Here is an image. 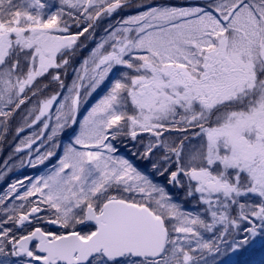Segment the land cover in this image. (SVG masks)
<instances>
[{
    "label": "snow or ice",
    "instance_id": "6c2138e0",
    "mask_svg": "<svg viewBox=\"0 0 264 264\" xmlns=\"http://www.w3.org/2000/svg\"><path fill=\"white\" fill-rule=\"evenodd\" d=\"M128 4L0 0L4 128L35 99L25 124L51 120L58 104L55 135L77 123L85 83L91 95L114 68L128 70L46 175L26 178L27 185L17 181L0 196V264H19L11 257L25 264H208L205 253H219L222 245L237 252L264 235V0L147 6L105 30L77 71L71 96L61 102L60 92L44 95L50 85L65 88L61 70L80 37ZM143 133L149 140L140 155L160 152L153 164L164 165L160 175L175 166L169 183L195 197L202 213L184 209L117 155L113 141L140 144ZM37 139L25 138L15 151L31 149ZM249 197L255 200L241 202ZM13 200L19 203H6ZM218 226L219 234L206 239Z\"/></svg>",
    "mask_w": 264,
    "mask_h": 264
},
{
    "label": "rangeland",
    "instance_id": "374dc122",
    "mask_svg": "<svg viewBox=\"0 0 264 264\" xmlns=\"http://www.w3.org/2000/svg\"><path fill=\"white\" fill-rule=\"evenodd\" d=\"M49 2L54 6L60 5V0H49ZM204 2V0H129V7L125 12L118 14V16H115V13L111 17H104L100 19L96 22L94 28H92L89 33L80 37L76 54L70 62L66 72L64 69L61 70V78L64 81L65 88L60 89L58 85L53 84L50 85L44 95H50L54 91L60 92L61 102H63L62 98L64 96H71L72 93H70L68 89L72 87L73 81L76 80V73L79 71L82 62L85 59H88L92 51L96 49L97 45L106 38L108 32L105 30L109 29L110 26H118V22L127 18V16L136 15L139 12L146 10L147 6L170 5L186 7L201 5ZM72 31H77V29L74 27ZM125 71L128 70L122 67L114 68L105 81L101 83L94 92H91V95L88 94L90 89L85 83V86L79 90L80 105L76 114L77 123H68L62 130H57L55 135L52 133L56 125L55 113L58 110V104L53 106L51 120L43 121L32 127H27L25 124V115L28 110L33 107V104L36 102L35 99L27 102L26 105L22 106L21 110L14 114L12 119L8 122L7 128L0 125V196H3L4 193L8 191L10 185L17 181L23 180L25 185H27L28 180L26 178H35L40 175H46L52 169V166L58 162V159L62 157L64 149L69 145V143L74 141L75 136L79 133V125L83 122L87 113L101 98H103L104 95L110 91L112 83L115 79L120 78ZM48 79H50V77L45 78L43 83H48ZM42 98L43 97H41V99ZM44 122L49 124V128L47 130H43ZM20 127H24L25 130L18 133L17 129ZM36 136H40L41 139H37L31 149H25L22 152L15 151L22 140L27 137L35 138ZM48 137H51V139ZM5 138L7 139L5 140ZM138 140H141L142 143L137 144L131 141L128 137H120L118 140L113 141L114 145L119 149L117 155H121L129 159L139 171L148 175L154 183L163 186L165 190L170 193L166 188V185L157 180L156 176L148 166L141 167L138 165L137 160H141L143 158L140 155L143 151V143L148 142L149 134L143 133L141 137H138ZM192 143L194 145L195 140L192 141ZM49 151H52L55 154L50 158L45 159L43 163H38V158ZM133 153H135V155H133ZM24 190V187L19 188L20 193H23ZM170 194L173 200L180 203L184 209L194 213H202L203 206L198 205L196 202L187 205L182 202L177 195L173 193ZM13 202L19 203V201L14 200L6 201L9 206H11V203ZM2 219H4V216L2 211H0V220ZM244 227H246V225H241V228ZM218 234L219 232L217 231H214L213 233H204L206 239H214ZM222 250H224V252ZM239 250L237 252H233L226 246L222 245L220 252L215 253L211 262L212 264H229L234 260V256L235 254L237 255ZM10 259L13 261L18 260L19 264H25L24 258L11 257ZM206 259L208 260L209 258Z\"/></svg>",
    "mask_w": 264,
    "mask_h": 264
},
{
    "label": "trees",
    "instance_id": "16d2710c",
    "mask_svg": "<svg viewBox=\"0 0 264 264\" xmlns=\"http://www.w3.org/2000/svg\"><path fill=\"white\" fill-rule=\"evenodd\" d=\"M129 7L128 6L118 10L115 14V16H118V14L125 12ZM94 28V27H93ZM91 29H89L90 31ZM86 34V33H85ZM92 35V34H91ZM90 35V36H91ZM7 138H5L6 140ZM194 141V140H193ZM161 153L156 152L154 153L151 157L145 159L142 158L141 160H137V163L139 166H148L150 170L153 172V174L156 176L157 180L160 182H163V184L166 185V188L170 193H173L178 196V198L184 202L185 204L189 205L192 203H197L196 198H187L186 196V189L181 188L179 186H175L173 184L169 183V172L175 170V166H172L169 168L168 172H164L163 175H160V171L163 170L164 165L159 164L157 168H153V164L157 163L159 160ZM249 200H255L254 197H249V198H241V202H248ZM202 206V205H200ZM241 225H246V224H241ZM217 232L221 231L220 227H217ZM232 237L229 238L231 240ZM231 250V249H230ZM224 252V250H222ZM215 256V253H207L205 254L206 258L208 259V264H212V259ZM229 264H264V235H261L257 237L254 241H250L248 245L245 247L241 248L237 255L235 254L234 260L229 263Z\"/></svg>",
    "mask_w": 264,
    "mask_h": 264
},
{
    "label": "water",
    "instance_id": "95a60500",
    "mask_svg": "<svg viewBox=\"0 0 264 264\" xmlns=\"http://www.w3.org/2000/svg\"><path fill=\"white\" fill-rule=\"evenodd\" d=\"M193 1H196V0H193ZM205 1V0H204Z\"/></svg>",
    "mask_w": 264,
    "mask_h": 264
},
{
    "label": "flooded vegetation",
    "instance_id": "af4514ba",
    "mask_svg": "<svg viewBox=\"0 0 264 264\" xmlns=\"http://www.w3.org/2000/svg\"><path fill=\"white\" fill-rule=\"evenodd\" d=\"M21 258H23V257H21Z\"/></svg>",
    "mask_w": 264,
    "mask_h": 264
}]
</instances>
